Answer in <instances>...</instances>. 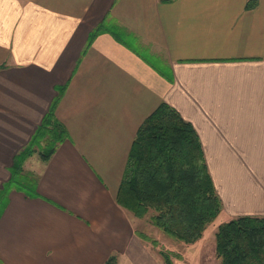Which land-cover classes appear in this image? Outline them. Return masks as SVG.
<instances>
[{"label":"crops","instance_id":"1","mask_svg":"<svg viewBox=\"0 0 264 264\" xmlns=\"http://www.w3.org/2000/svg\"><path fill=\"white\" fill-rule=\"evenodd\" d=\"M250 1L0 0V264H162L116 203L161 103L195 130L221 214L264 217V0ZM58 96L66 138L22 157Z\"/></svg>","mask_w":264,"mask_h":264},{"label":"trees","instance_id":"2","mask_svg":"<svg viewBox=\"0 0 264 264\" xmlns=\"http://www.w3.org/2000/svg\"><path fill=\"white\" fill-rule=\"evenodd\" d=\"M175 0H159L170 4ZM255 6L250 1L246 8ZM106 25L98 26L90 42ZM61 94V91L58 93ZM55 99L22 157L44 144L41 157L47 161L66 138L55 120ZM117 205L136 219L148 223L166 237L194 245L222 212L205 162L202 145L193 127L168 105L159 107L140 125L133 141L124 175L116 195ZM137 237L158 247L143 233ZM163 264L181 257L158 251ZM215 257L219 264H264V217H239L220 225L215 233ZM111 255L104 264H116Z\"/></svg>","mask_w":264,"mask_h":264},{"label":"rangeland","instance_id":"3","mask_svg":"<svg viewBox=\"0 0 264 264\" xmlns=\"http://www.w3.org/2000/svg\"><path fill=\"white\" fill-rule=\"evenodd\" d=\"M142 54L155 67L161 71H166L164 61L150 58L144 52ZM134 220L135 228L138 230L137 232L143 233L157 241L158 247L152 248L155 254L163 250L181 257V260L173 258V264H219V261L215 257V233L220 225L229 221L225 214H221L213 224L208 226L202 239L194 245H186L185 243L166 237L159 230L151 226L147 218Z\"/></svg>","mask_w":264,"mask_h":264}]
</instances>
